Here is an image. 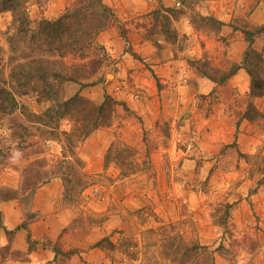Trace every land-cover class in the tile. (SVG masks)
I'll return each mask as SVG.
<instances>
[{
	"label": "rangeland",
	"instance_id": "rangeland-1",
	"mask_svg": "<svg viewBox=\"0 0 264 264\" xmlns=\"http://www.w3.org/2000/svg\"><path fill=\"white\" fill-rule=\"evenodd\" d=\"M75 1L29 0L27 13L33 23L55 20ZM101 1L111 10L113 23L97 36L85 60L69 55L65 63L76 67L102 58L92 80H101L97 85H103V94L92 102L100 104L107 94L119 105L111 124L89 136L105 139L94 144L104 151L102 171L83 172L85 189L66 193L62 183V207L75 216L72 227L109 231L101 249L117 247L118 264H178L167 254V242L174 238L210 250L220 247L214 254L215 264H264V98H250L247 75L248 85L243 89L233 81L236 75L222 85L202 75L218 81L232 65L241 63L247 47L241 32L264 22V0H254L248 7L243 0ZM167 10L171 16L168 32L176 34L173 44L161 32V17ZM154 12L160 13L158 19ZM202 17H212L223 27L213 34ZM10 22V14H0L3 63L9 56ZM112 33L123 45L118 56L97 41L101 36L105 42L102 36ZM139 40L156 50L155 63H166L161 51L169 48L168 58L175 61L170 65L173 75L167 71L164 77L154 75L133 51ZM252 48L264 50V34ZM95 86L80 95L85 99L98 96ZM21 103L34 114L45 108L33 96L21 98ZM249 103L262 118H243ZM146 106L154 107L146 110L153 113L154 123L143 127ZM13 123L24 124L28 133L15 136L17 124ZM72 128V121L65 119L58 129L70 132ZM88 138L74 153L83 168L76 151ZM50 139L31 130L19 116L1 119L0 187L11 188L17 182L18 188L27 172L50 178L65 174L68 163L76 167L74 158H63L69 157L64 137ZM9 173L11 177H4ZM16 257L8 248H0V264ZM69 258L59 255L60 264Z\"/></svg>",
	"mask_w": 264,
	"mask_h": 264
},
{
	"label": "trees",
	"instance_id": "trees-1",
	"mask_svg": "<svg viewBox=\"0 0 264 264\" xmlns=\"http://www.w3.org/2000/svg\"><path fill=\"white\" fill-rule=\"evenodd\" d=\"M28 1L0 0V14L8 13L11 16L6 37L9 47L7 62L3 63L4 60L0 57V120L19 116L30 125L31 130L44 136L50 135V140L59 141L58 135L63 136L69 154V157L63 158H74L76 167L68 163L65 174H52L50 178H41L39 172L34 175L27 172L17 189L0 187V203L16 201L20 205L24 216L20 227L24 230L38 219V214L31 210L35 192L52 178L61 179L66 186V193L74 188L85 189L88 186L83 164L75 159V148L99 128L108 127L115 108L119 105L107 94H104L100 104L80 95L83 89L93 87L101 81L92 79L99 71L102 58L86 60L85 64L76 67H68L65 63L69 55L79 61L86 59L87 51L93 47L97 36L113 23L111 10L101 0H77L55 20L41 19L33 23L27 13ZM166 13L161 17V32L173 44L176 34L168 32L170 10ZM159 14L156 12L154 17L158 19ZM201 21L212 28L213 34L223 27V23L212 17H202ZM241 33L247 45L241 63L232 65L229 72H224L218 81L204 72L202 75L216 85H222L242 70L249 78L250 98L261 99L264 98V50L257 51L252 45L259 35L264 34V25L253 30L244 29ZM195 63L199 64V61ZM73 87L77 89L71 93ZM27 96L35 97L37 104H44L43 112L34 114L23 105L21 98ZM243 118L255 121L262 118V115L249 103ZM65 119L72 121L73 128L70 132H59V123ZM15 126V136L21 138L28 133L24 124L18 123ZM2 153L0 149V155ZM102 241L97 242L95 247L101 248ZM167 244L170 261H177L178 264H215L214 254L220 249L210 250L207 246L185 243L175 238L168 240ZM55 253L65 258L74 255V252L62 253L58 249H55Z\"/></svg>",
	"mask_w": 264,
	"mask_h": 264
},
{
	"label": "crops",
	"instance_id": "crops-1",
	"mask_svg": "<svg viewBox=\"0 0 264 264\" xmlns=\"http://www.w3.org/2000/svg\"><path fill=\"white\" fill-rule=\"evenodd\" d=\"M243 1L247 3L246 7L254 2V0ZM100 37L97 41H100L112 56L114 54L118 56L122 52L123 45L117 37H114L113 33L102 36L106 39L105 42ZM133 51L144 59V63L149 64V69L153 71L154 75H158L156 77H164L165 71L168 72V76L173 75V67L170 68V65H173L175 61L168 58L170 56L168 47L161 51L167 60L163 64H161L163 60L154 62L156 50L146 41H137L133 46ZM235 62L237 63V61ZM132 66L135 67L133 64ZM233 81L242 89L248 85V78L242 70L238 71ZM94 88L96 92H99V95H89L87 99L97 102L102 97L103 85H97ZM148 109L150 111L154 107H144L143 127L154 123V115L153 113L148 114L146 112ZM100 140L102 143L105 141L100 135H92L77 148L78 157L84 163V173H97L103 169L104 151H100V148L94 146L96 141L99 145ZM86 151L90 153L88 154ZM92 159H96L95 163H92ZM3 175L4 177L12 176L10 173ZM17 186L16 182L11 188L16 189ZM62 193V182L58 178L51 179L48 184L35 192L31 210L38 214V219L30 223L26 230L20 227L24 216L18 202L0 203V248H8L10 254L17 256V259L11 260L8 264H60L59 255H56L55 249L62 253L74 252V255L67 259L65 264H118L115 261V259L118 260L116 257L118 255L116 254L117 247L110 251L94 247L97 242L110 235L109 231L101 230V228L91 231L73 228L75 216L71 214L70 210L62 207Z\"/></svg>",
	"mask_w": 264,
	"mask_h": 264
},
{
	"label": "clouds",
	"instance_id": "clouds-1",
	"mask_svg": "<svg viewBox=\"0 0 264 264\" xmlns=\"http://www.w3.org/2000/svg\"><path fill=\"white\" fill-rule=\"evenodd\" d=\"M20 155V153H16V156H19Z\"/></svg>",
	"mask_w": 264,
	"mask_h": 264
}]
</instances>
